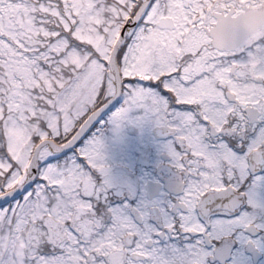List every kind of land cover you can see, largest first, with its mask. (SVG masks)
I'll return each instance as SVG.
<instances>
[{
  "label": "snow or ice",
  "instance_id": "obj_1",
  "mask_svg": "<svg viewBox=\"0 0 264 264\" xmlns=\"http://www.w3.org/2000/svg\"><path fill=\"white\" fill-rule=\"evenodd\" d=\"M109 127L166 138L160 198ZM0 264H264V0H0Z\"/></svg>",
  "mask_w": 264,
  "mask_h": 264
},
{
  "label": "flooded vegetation",
  "instance_id": "obj_2",
  "mask_svg": "<svg viewBox=\"0 0 264 264\" xmlns=\"http://www.w3.org/2000/svg\"><path fill=\"white\" fill-rule=\"evenodd\" d=\"M245 14L249 13H241L238 18ZM106 131H108V128ZM127 132L131 139L128 145L129 152L133 155L134 151H136V156H134L131 164H133L135 169L144 173L142 181L139 178H137L138 180L135 178L130 181L137 193V199L134 203L139 202L145 193H147V199H158L162 194L163 188L168 186L174 172V170H170L167 167V158L163 153V145L166 142V138L158 130L151 127H146L143 131L135 127H128ZM122 143L121 141L120 144ZM118 151L119 148L117 149ZM114 153L116 154V152ZM114 156L112 155L110 158L112 163L115 162ZM114 164L117 166L116 163ZM118 167L121 166L119 165Z\"/></svg>",
  "mask_w": 264,
  "mask_h": 264
},
{
  "label": "rangeland",
  "instance_id": "obj_3",
  "mask_svg": "<svg viewBox=\"0 0 264 264\" xmlns=\"http://www.w3.org/2000/svg\"><path fill=\"white\" fill-rule=\"evenodd\" d=\"M105 136L108 138V142H109L110 158L112 157V155H115L114 163H116L117 166L113 163L114 173L118 177H122L129 182L133 181L135 178L136 179L139 178L142 181L144 173L135 169L133 164H131V162H133L134 156H136V151H134L133 155L129 152L130 150H129L128 145L131 139L128 135L127 128L124 130L122 138L119 140L114 138V135L111 132L110 127L108 128V131L105 130ZM121 141L123 142L122 144H120ZM118 148H119V151L117 152ZM114 152H116V154ZM119 165L121 167H118Z\"/></svg>",
  "mask_w": 264,
  "mask_h": 264
},
{
  "label": "clouds",
  "instance_id": "obj_4",
  "mask_svg": "<svg viewBox=\"0 0 264 264\" xmlns=\"http://www.w3.org/2000/svg\"><path fill=\"white\" fill-rule=\"evenodd\" d=\"M249 16H254V14L249 13ZM246 19V18H243ZM236 22L231 19H221L220 22L214 26V30L212 33L213 37V43L217 47H224V48H231L234 47L236 44L240 43L242 40L249 38L251 34L256 32L258 30V25H248L247 23H244V34L240 36H234L233 39L230 42H220L215 40L216 33L219 32L221 29H226L232 27Z\"/></svg>",
  "mask_w": 264,
  "mask_h": 264
},
{
  "label": "water",
  "instance_id": "obj_5",
  "mask_svg": "<svg viewBox=\"0 0 264 264\" xmlns=\"http://www.w3.org/2000/svg\"><path fill=\"white\" fill-rule=\"evenodd\" d=\"M246 18V19H243ZM239 21L243 22V23H247L248 25H256V19L254 16H249L248 14H245L243 16H241L240 18H238ZM132 129V128H131Z\"/></svg>",
  "mask_w": 264,
  "mask_h": 264
}]
</instances>
